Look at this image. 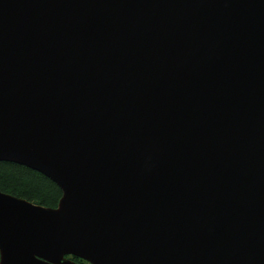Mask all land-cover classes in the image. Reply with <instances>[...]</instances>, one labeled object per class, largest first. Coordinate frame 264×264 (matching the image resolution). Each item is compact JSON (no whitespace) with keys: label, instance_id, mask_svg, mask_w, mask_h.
<instances>
[{"label":"water","instance_id":"1","mask_svg":"<svg viewBox=\"0 0 264 264\" xmlns=\"http://www.w3.org/2000/svg\"><path fill=\"white\" fill-rule=\"evenodd\" d=\"M0 264H264V0H0Z\"/></svg>","mask_w":264,"mask_h":264},{"label":"trees","instance_id":"2","mask_svg":"<svg viewBox=\"0 0 264 264\" xmlns=\"http://www.w3.org/2000/svg\"><path fill=\"white\" fill-rule=\"evenodd\" d=\"M0 192L42 207L55 208L61 193L57 185L44 175L25 166L0 162ZM77 264H88L80 258L66 256Z\"/></svg>","mask_w":264,"mask_h":264}]
</instances>
